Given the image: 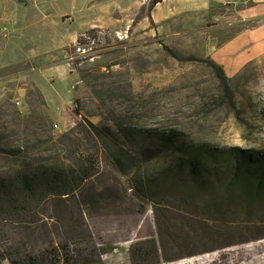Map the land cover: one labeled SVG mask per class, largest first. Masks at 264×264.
<instances>
[{
	"label": "rangeland",
	"instance_id": "rangeland-1",
	"mask_svg": "<svg viewBox=\"0 0 264 264\" xmlns=\"http://www.w3.org/2000/svg\"><path fill=\"white\" fill-rule=\"evenodd\" d=\"M16 1L26 19L0 47V132L15 135L17 144L32 139L37 125L39 132H71L86 155L96 153L83 133L90 122L114 133L122 124L132 136L100 145L99 167L76 196L41 201L35 215H1L0 264H10L8 250L21 256L49 248L60 252V246L84 264L98 258L94 249L104 264H206L212 254L233 260L243 247L264 251V185L255 199L244 192L264 181L263 162L251 167L246 160L239 167L232 155L209 158L206 165L222 169L203 177L208 185L199 191L194 180L183 187L173 172L167 175L178 163L173 150L142 157L150 133L174 130L218 149L264 154V56L229 77L233 108L220 100L215 69L198 59L208 56L185 52L138 27L152 0L138 11L140 0ZM5 10L0 0V25L11 31L16 24ZM126 19L129 25L118 31L99 27L96 38L77 44L84 31L115 28ZM66 61L76 66L73 73ZM37 67L34 77L51 106L28 74ZM7 165L0 157V170ZM236 173L241 190L228 192Z\"/></svg>",
	"mask_w": 264,
	"mask_h": 264
},
{
	"label": "trees",
	"instance_id": "trees-1",
	"mask_svg": "<svg viewBox=\"0 0 264 264\" xmlns=\"http://www.w3.org/2000/svg\"><path fill=\"white\" fill-rule=\"evenodd\" d=\"M160 1L152 0L150 6ZM99 31H101L99 27L84 31L78 36L77 44L84 43V39L87 37L96 38ZM165 48L171 56L181 59L182 56L178 52L168 46ZM188 57L196 59L194 56ZM198 59L207 61L215 69L222 92L220 100L235 108L236 103L230 87L231 78L226 75L224 68L210 57ZM75 68L76 66L72 67V69ZM81 77L85 78L86 76L81 74ZM34 87L38 89L35 85ZM39 92L42 93L40 90ZM89 126L90 128L84 126L83 133H85L87 141L96 148V153L88 155L78 150V139H75L71 132L56 134L49 129L39 132L37 125V132H33L32 139L27 138L24 144H17L15 135L0 132V157L8 162V167L5 170H0V216L17 212L35 215L36 207L41 201L57 197L63 199L64 195H67L66 197L76 196L99 167L100 145L105 144L109 147L108 142L114 144L115 137L125 135L129 138L132 136L131 132H126L122 128V124L118 126L119 132L116 133L111 132L110 127H100L91 122ZM139 136L141 135H137V137ZM132 141L135 143V138ZM147 141L148 147L142 152V157L151 160L157 155L173 150L178 163L174 168L171 167L167 170V175L173 172L171 177L175 182L182 181L183 187L194 185L191 184L194 180L197 182L199 191H205L208 185L206 181L202 180L203 177H205L204 179L209 177V173L214 169H222L220 166L206 165L209 158H224L232 155L237 159L239 167L243 166L246 160L249 161L248 165L251 167L254 166L252 163H264V154L244 153L235 148L223 150L211 147L207 143H196L189 140L182 130L165 132L162 135L150 133ZM115 160L120 161L117 157ZM124 171L126 170L124 169ZM238 176V173L233 175L228 192L236 191L237 193L241 190L238 181H236ZM262 185H264V181L259 179L253 188L244 192L251 194V198L255 199ZM59 249L60 252H56L55 248H49L40 254L27 252L21 256L16 251L8 250L6 256L10 264H84L82 261L70 257L65 252V246H60ZM96 250H92L91 253L97 254L98 258H92L94 263L91 264H104ZM240 253H242L241 256L246 255L243 257L236 255L237 257L233 260L223 259L222 261L216 260L212 254L207 257L206 264H264L263 250H257L254 253L249 251L248 247H243Z\"/></svg>",
	"mask_w": 264,
	"mask_h": 264
},
{
	"label": "crops",
	"instance_id": "crops-1",
	"mask_svg": "<svg viewBox=\"0 0 264 264\" xmlns=\"http://www.w3.org/2000/svg\"><path fill=\"white\" fill-rule=\"evenodd\" d=\"M4 1L6 3L4 16L16 25L11 31L7 26L0 25L2 32L0 47L5 41L16 37L26 19V13L23 11L20 13L24 9L21 2ZM147 1L149 0H140L136 11L141 10ZM63 17L70 18L69 15ZM127 20L131 19L120 22L121 25L115 28L101 25L98 27L118 31L117 28L129 25ZM37 21L41 29V12ZM136 22L138 27L160 34L161 38L173 47L212 58L224 68L228 77L235 76L249 63L264 56V0H161L150 6L148 13ZM180 39L182 45L172 44V41ZM41 57L37 56L39 59ZM27 61L29 60L25 62ZM37 69L38 67L31 69L28 74L51 106L44 90L34 77ZM69 69L71 73L74 72L70 65Z\"/></svg>",
	"mask_w": 264,
	"mask_h": 264
},
{
	"label": "built area",
	"instance_id": "built-area-1",
	"mask_svg": "<svg viewBox=\"0 0 264 264\" xmlns=\"http://www.w3.org/2000/svg\"><path fill=\"white\" fill-rule=\"evenodd\" d=\"M78 48H79V51L85 52V50H86V49H84V47H83V49L81 47H78Z\"/></svg>",
	"mask_w": 264,
	"mask_h": 264
}]
</instances>
